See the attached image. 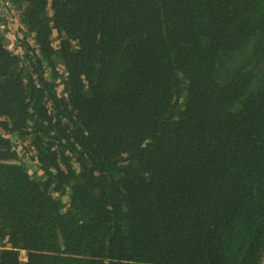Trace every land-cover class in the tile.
Here are the masks:
<instances>
[{
  "label": "trees",
  "instance_id": "1",
  "mask_svg": "<svg viewBox=\"0 0 264 264\" xmlns=\"http://www.w3.org/2000/svg\"><path fill=\"white\" fill-rule=\"evenodd\" d=\"M9 19L0 264H264V0H11Z\"/></svg>",
  "mask_w": 264,
  "mask_h": 264
},
{
  "label": "built area",
  "instance_id": "2",
  "mask_svg": "<svg viewBox=\"0 0 264 264\" xmlns=\"http://www.w3.org/2000/svg\"><path fill=\"white\" fill-rule=\"evenodd\" d=\"M10 3L11 0H0V37L5 41L6 47L9 50H13L15 44L10 30Z\"/></svg>",
  "mask_w": 264,
  "mask_h": 264
},
{
  "label": "rangeland",
  "instance_id": "3",
  "mask_svg": "<svg viewBox=\"0 0 264 264\" xmlns=\"http://www.w3.org/2000/svg\"><path fill=\"white\" fill-rule=\"evenodd\" d=\"M18 152L19 155H21V160L28 166L29 168V172L34 173L35 172V166L33 165V161L30 160V158H28V156L23 152V150L21 148H18ZM25 155V157L23 156ZM41 171H39L38 169H36V174H40ZM63 200H65V197L63 198Z\"/></svg>",
  "mask_w": 264,
  "mask_h": 264
},
{
  "label": "clouds",
  "instance_id": "4",
  "mask_svg": "<svg viewBox=\"0 0 264 264\" xmlns=\"http://www.w3.org/2000/svg\"><path fill=\"white\" fill-rule=\"evenodd\" d=\"M0 249H1V246H0Z\"/></svg>",
  "mask_w": 264,
  "mask_h": 264
}]
</instances>
